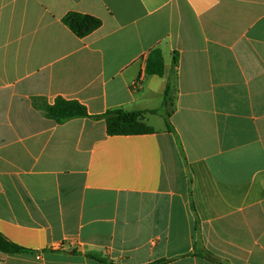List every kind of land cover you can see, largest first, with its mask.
<instances>
[{
  "label": "crops",
  "instance_id": "0c3cea01",
  "mask_svg": "<svg viewBox=\"0 0 264 264\" xmlns=\"http://www.w3.org/2000/svg\"><path fill=\"white\" fill-rule=\"evenodd\" d=\"M172 73L173 130L107 133ZM0 233L29 250L0 264H264V0H0Z\"/></svg>",
  "mask_w": 264,
  "mask_h": 264
},
{
  "label": "trees",
  "instance_id": "16d2710c",
  "mask_svg": "<svg viewBox=\"0 0 264 264\" xmlns=\"http://www.w3.org/2000/svg\"><path fill=\"white\" fill-rule=\"evenodd\" d=\"M64 23L75 35L81 38L86 37L101 26L100 19L79 13L68 14L64 19ZM173 65H177V57H175ZM165 69L162 51L158 48L152 50L146 61V73L150 76L156 75L163 77L165 75ZM174 77V73L169 77L161 109L152 111L115 109L106 112L104 115L97 116L98 118L105 119L107 133L110 136L153 133L155 129L145 122V116L147 114L161 115L165 119L167 129L169 131L173 130L171 117L173 115L172 91L174 89ZM43 109L46 111L47 116L57 123H63L75 118L91 117L87 108L80 102L67 100L62 97L57 98L53 105L44 106ZM0 252L4 254H22L29 252V250L13 243L0 233ZM88 257L101 263H110L106 258H100L94 255H88Z\"/></svg>",
  "mask_w": 264,
  "mask_h": 264
}]
</instances>
